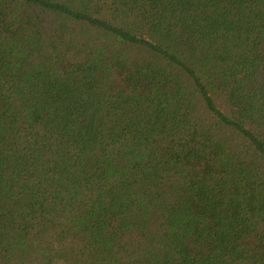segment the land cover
Masks as SVG:
<instances>
[{"label": "trees", "instance_id": "trees-1", "mask_svg": "<svg viewBox=\"0 0 264 264\" xmlns=\"http://www.w3.org/2000/svg\"><path fill=\"white\" fill-rule=\"evenodd\" d=\"M0 264H264V0H0Z\"/></svg>", "mask_w": 264, "mask_h": 264}]
</instances>
